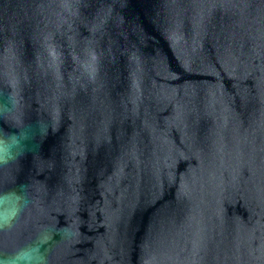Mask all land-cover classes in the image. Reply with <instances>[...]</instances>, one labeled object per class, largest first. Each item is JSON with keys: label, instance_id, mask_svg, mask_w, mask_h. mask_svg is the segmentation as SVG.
Wrapping results in <instances>:
<instances>
[{"label": "water", "instance_id": "1", "mask_svg": "<svg viewBox=\"0 0 264 264\" xmlns=\"http://www.w3.org/2000/svg\"><path fill=\"white\" fill-rule=\"evenodd\" d=\"M43 120L0 254L49 264H264V0H0V95ZM0 119V128L16 131Z\"/></svg>", "mask_w": 264, "mask_h": 264}, {"label": "clouds", "instance_id": "2", "mask_svg": "<svg viewBox=\"0 0 264 264\" xmlns=\"http://www.w3.org/2000/svg\"><path fill=\"white\" fill-rule=\"evenodd\" d=\"M18 101L14 93L6 98L0 95V119L12 121L16 131L8 132L0 128V169L18 164L29 152L36 153L40 140L45 138L49 125L43 120L34 124L17 122ZM32 184H21L8 190H0V232L11 230L22 213L30 206ZM67 229H41L36 236L23 246L8 254H0V264H49V247L55 235H68Z\"/></svg>", "mask_w": 264, "mask_h": 264}]
</instances>
